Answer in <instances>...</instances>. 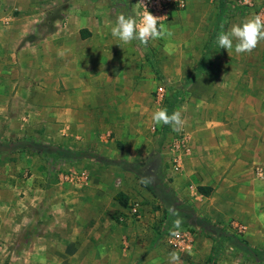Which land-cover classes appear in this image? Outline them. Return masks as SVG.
I'll list each match as a JSON object with an SVG mask.
<instances>
[{"label": "crops", "instance_id": "1", "mask_svg": "<svg viewBox=\"0 0 264 264\" xmlns=\"http://www.w3.org/2000/svg\"><path fill=\"white\" fill-rule=\"evenodd\" d=\"M108 1L0 0V143L42 138L45 145L71 151L99 144L109 125L105 84L121 81L104 71L123 65L114 53L123 44L111 35L116 15L106 10ZM187 2L183 16L208 21L206 47L211 46L226 19L221 2L213 12L204 0ZM249 2L246 18L264 15V0ZM236 57L221 60L224 74L200 77L199 86L190 77L187 87L194 94L177 105L186 135L176 156L187 182L212 188L209 196L201 194L210 197L208 211L225 212L264 244V222L258 219L264 214V179L257 173L264 170V41ZM46 167L32 151H0V264H90L107 259L112 246L121 252L123 243L130 245L123 254L143 256L150 242L137 230L140 223L125 228L132 231L126 240L114 219L126 211L115 197L134 194L115 191L113 213L91 205L89 183L76 182L81 200L75 203L73 186L65 177L51 184ZM213 247L214 242L204 264Z\"/></svg>", "mask_w": 264, "mask_h": 264}, {"label": "rangeland", "instance_id": "2", "mask_svg": "<svg viewBox=\"0 0 264 264\" xmlns=\"http://www.w3.org/2000/svg\"><path fill=\"white\" fill-rule=\"evenodd\" d=\"M222 1L204 0V3L209 4L208 12H213V8ZM249 1L225 0L226 19L222 22L223 29H220L227 31L230 24L233 25L238 19L244 20L253 8ZM137 3L140 0H110L105 8L115 14L116 18L120 14L136 18L142 11ZM187 3L186 0L184 8L175 6L169 9L167 20L162 21L173 32L170 40H150L147 47L134 40L119 49L115 48L114 53L121 57L123 65L111 72L107 69L104 71L107 76L118 74L121 77V81L105 84V114L107 123L112 126H107L99 144L79 148L74 152L96 153L112 163H101L92 158L73 160L68 155L57 158L46 155L44 158L32 151L39 156L42 164L47 165L51 184L61 182L62 177H65L64 183L72 186L76 182L89 183L90 204L96 202L105 211H115L112 201L115 191L125 190L134 194L131 197L123 196L126 211L113 217L117 224L124 227L121 234L123 237L125 235L126 240L132 231L125 228H129L130 223L139 222L141 227L137 230L149 240L148 250L142 257L131 259L129 254H123L122 251L126 249L128 253L130 245L123 243L121 252L115 251L112 246L108 250L107 259L91 260L90 264H151L157 261L169 264V254L172 252L179 255V264H204L214 242L212 237L216 236L211 235L205 229L207 227L222 231V235H218V244L214 242L216 264H264V244L249 238L242 223L227 219L225 212H209L210 197L202 196L197 184L187 182L183 177L182 165L176 163L175 159L179 160L176 156L177 145H181L186 131L182 128L174 131L168 125H154L151 119L157 108H166L171 115L178 110L179 102L194 94L187 87L192 75L197 77L199 83L196 85L199 86L200 77H213L220 71L224 74L226 70L219 68L221 60L238 59L237 53L226 52V49L218 47L217 37L212 44L214 50L207 51L205 28L209 27V23L201 22L197 16H183L187 12ZM194 7L197 9V6ZM171 12L181 16L175 20ZM166 43L174 46L171 55L164 51ZM159 87L166 91L163 100L157 99ZM125 118H128L127 123L124 122ZM40 139L36 143L43 144V139ZM19 142L6 144L12 146ZM1 145L3 143H0V151L3 153L25 154L22 147H16L10 153L4 152L3 149H8ZM27 173L28 177L32 176V172ZM66 177L75 179L71 181V178ZM73 189L75 191L72 190L74 193L71 195L76 203L81 200L76 194L81 188L73 186ZM177 220L181 222L178 228L175 227ZM90 236L93 239L92 231ZM122 239L124 242L125 239ZM239 242L250 248L256 257L246 253ZM70 263L78 264V261Z\"/></svg>", "mask_w": 264, "mask_h": 264}, {"label": "clouds", "instance_id": "3", "mask_svg": "<svg viewBox=\"0 0 264 264\" xmlns=\"http://www.w3.org/2000/svg\"><path fill=\"white\" fill-rule=\"evenodd\" d=\"M137 4L143 5L144 8L139 19L124 14L118 15L115 24L110 29L112 37L119 40L123 45H128L136 40L145 47L148 46L150 40H170L173 32L162 22L167 20V16H154L142 2ZM223 27L224 25H221V29ZM261 41H264V15L261 14L253 15L245 18L241 23L233 24L228 31L221 30L216 40L220 49H226L227 52L234 50L237 54L251 53ZM173 47L170 43H166L165 53L171 55ZM151 119L154 125H168L174 131L181 129L185 123L180 110L169 115L166 108H157ZM170 211L172 210L170 209ZM258 219L264 222V214ZM180 223L177 220L175 227L178 228ZM175 234L173 233V235ZM169 258V264H179L180 257L176 252L170 253ZM41 264H45V261L42 260Z\"/></svg>", "mask_w": 264, "mask_h": 264}, {"label": "trees", "instance_id": "4", "mask_svg": "<svg viewBox=\"0 0 264 264\" xmlns=\"http://www.w3.org/2000/svg\"><path fill=\"white\" fill-rule=\"evenodd\" d=\"M225 10H226L225 0H223L221 2V13L225 12ZM221 20H222V18L219 20V23L222 22ZM218 27H217V29H218ZM215 38H216V36H215ZM212 49H213V46H212V42H211V46L208 47L207 51H212ZM1 146L6 147V149H8L9 151L14 150V148H16V147H22L24 150L33 151L38 155L44 156V158H46V155H48L51 158H57L59 156L68 155L73 160L92 158V159L99 161L101 163H112L108 159H105L96 153H88V154L77 153V152H74V151L59 147V146H50V145H45V144H38V143L30 141V140H25V141H22V142L15 144V145H12V146L4 145V144ZM151 189H154V187H151ZM198 191L200 194H202L204 196H209L212 192V188L199 187ZM115 200L118 201L122 206H124V207L126 206V200L123 199L122 195H117L115 197ZM197 222H200V219H197ZM205 229L207 231H210L211 235L216 234L215 237H212V240L214 242H216V244H218L217 243V239L219 238L218 235H222V231L220 229H210V227H207ZM239 243L242 245L241 242H239ZM242 246H243V248H245L246 253L250 254L252 257H256V254L250 248H248V247L246 248L244 245H242ZM216 261H217V256H216V248L214 245L213 250H212V254L208 260V264H216Z\"/></svg>", "mask_w": 264, "mask_h": 264}, {"label": "built area", "instance_id": "5", "mask_svg": "<svg viewBox=\"0 0 264 264\" xmlns=\"http://www.w3.org/2000/svg\"><path fill=\"white\" fill-rule=\"evenodd\" d=\"M143 3L149 12H151L154 16L161 17L166 16V14L169 12V9L172 7H180L184 8L186 6V0H140V3ZM142 8V11L138 13L137 19H139V15L143 12L144 8L143 5H139ZM165 89L163 87H159L157 91V99L163 100L165 97ZM175 162L178 163V159H175ZM258 176L264 179V170L258 169L257 170ZM134 212H136V209H134ZM178 238L181 237V235H177Z\"/></svg>", "mask_w": 264, "mask_h": 264}]
</instances>
